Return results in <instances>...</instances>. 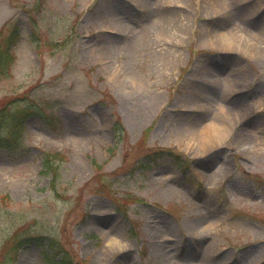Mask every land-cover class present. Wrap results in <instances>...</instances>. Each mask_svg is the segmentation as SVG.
<instances>
[{"label": "rangeland", "instance_id": "rangeland-1", "mask_svg": "<svg viewBox=\"0 0 264 264\" xmlns=\"http://www.w3.org/2000/svg\"><path fill=\"white\" fill-rule=\"evenodd\" d=\"M151 1L0 0V34L16 32L0 76V259L14 242V264H61L57 245L74 264L264 258V0ZM222 34L260 53L224 50ZM20 102L33 111L5 127ZM214 120L210 166L196 147Z\"/></svg>", "mask_w": 264, "mask_h": 264}, {"label": "bare ground", "instance_id": "bare-ground-1", "mask_svg": "<svg viewBox=\"0 0 264 264\" xmlns=\"http://www.w3.org/2000/svg\"><path fill=\"white\" fill-rule=\"evenodd\" d=\"M170 2L171 1H168V0H165V1L164 0H152L151 4H156L157 3V5H158L160 3L158 6L163 4L161 6V8H160L161 9L160 13H161V11L168 12V11H172L173 8H175V5L173 6V5L169 4ZM245 7L248 9V13H247L248 16H247L246 21L248 19H249V21H251V19H250V15L252 14L251 10H250L249 7H247V6H245ZM225 8H227V7H225ZM247 9H246V11H247ZM255 32H257V31H255ZM241 36H242V34H238L237 37L229 38L228 35L222 34L219 37L218 40H219L220 45L224 48V50H228L229 51V48L233 47L234 49L240 50L241 52H245V51H249V50L252 51L254 47L252 46V48H249V45L246 42L248 37L243 36V38H242ZM240 40H241L242 43L238 44V41H240ZM175 55L176 54H174V55L172 54L173 57H175ZM167 58H168V60H166L167 65L171 66V62L172 61L170 60V57H167ZM202 73H203L204 78H206L208 80V82H210V83H213V84L223 83L224 87L226 88V92L228 94H230L227 90L232 89L233 85L235 84L234 80H232V79L230 80L227 77V78H222L223 80H221V81L216 83L215 82L216 79H213L216 76L215 75L212 76V72L210 71L209 67L205 68ZM165 81L166 80L164 79L163 82H165ZM158 96H161V94H159V95L156 94V96H154V98H153L154 101L158 102L160 100ZM194 104L198 105L199 107H201L197 103H194ZM220 109H221L222 112H226L227 113L226 108L223 107V108H220ZM209 111H208V113H209ZM201 118H205V116L203 115ZM199 124H201V123H199ZM202 128H203V131L200 133V136H199L200 142H198L199 145L196 147V153L200 154L203 159L208 160L210 162V166H213V161H214V158H215L214 154H216L217 151H213V153H211L210 155H208L207 153H208V150H210L209 149L210 147L211 148H215L216 146L218 147V145L221 143V137L224 138L223 132L225 131V125L222 122H220L219 120H214L211 123H209L207 125H204ZM223 138H222V140H223ZM188 142H187V144H188ZM188 147L193 149L194 145L193 144H189ZM225 163H227V162H225ZM225 163H222L220 165V167L217 168V170L215 169L212 172L214 179L217 180L220 176H222L223 174H226L228 172L229 168H227ZM198 175L200 177H204V174L198 173ZM209 213H212V212L209 211ZM207 228L203 227L200 230V232H203L204 230H207ZM187 262L190 263V264L192 263L191 261H187ZM188 263H186V264H188ZM197 263L201 264L203 262L199 260ZM205 263L210 264V262L208 260H206Z\"/></svg>", "mask_w": 264, "mask_h": 264}, {"label": "trees", "instance_id": "trees-1", "mask_svg": "<svg viewBox=\"0 0 264 264\" xmlns=\"http://www.w3.org/2000/svg\"><path fill=\"white\" fill-rule=\"evenodd\" d=\"M15 37H16V34L15 36L12 35L8 39H4L2 36L0 38V76L7 74V72L9 73V70L12 67L13 62L15 61L14 52L12 50V45H13ZM25 107L26 106L21 108V102L17 103L16 110L12 111V113L5 118L6 119L5 127L7 125L8 126L21 125L22 121L26 118L27 114L29 116L30 112L33 111V110H30L29 113L28 112L26 113ZM1 116H0V126L2 125L3 120H4V119L1 120ZM118 130H120V127L115 125L114 127L115 134L118 133ZM16 245L17 244L14 242L13 245L8 249L9 253H7V248H4L3 254L0 259V264H14L16 260L14 256L16 248H17Z\"/></svg>", "mask_w": 264, "mask_h": 264}]
</instances>
